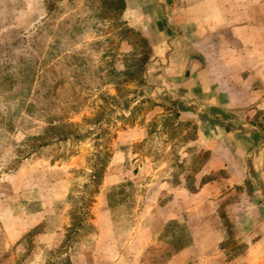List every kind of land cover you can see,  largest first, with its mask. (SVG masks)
Instances as JSON below:
<instances>
[{
    "label": "rangeland",
    "instance_id": "rangeland-1",
    "mask_svg": "<svg viewBox=\"0 0 264 264\" xmlns=\"http://www.w3.org/2000/svg\"><path fill=\"white\" fill-rule=\"evenodd\" d=\"M124 9L0 0V264H261L196 210L197 126L151 97Z\"/></svg>",
    "mask_w": 264,
    "mask_h": 264
},
{
    "label": "crops",
    "instance_id": "crops-1",
    "mask_svg": "<svg viewBox=\"0 0 264 264\" xmlns=\"http://www.w3.org/2000/svg\"><path fill=\"white\" fill-rule=\"evenodd\" d=\"M124 2L149 49L151 97L169 98L197 126L200 172L211 177L191 194L196 210L211 207L243 237L250 230L264 264V0ZM227 228L213 233L229 236Z\"/></svg>",
    "mask_w": 264,
    "mask_h": 264
},
{
    "label": "trees",
    "instance_id": "trees-1",
    "mask_svg": "<svg viewBox=\"0 0 264 264\" xmlns=\"http://www.w3.org/2000/svg\"><path fill=\"white\" fill-rule=\"evenodd\" d=\"M141 43L147 45V43L144 39H141Z\"/></svg>",
    "mask_w": 264,
    "mask_h": 264
}]
</instances>
